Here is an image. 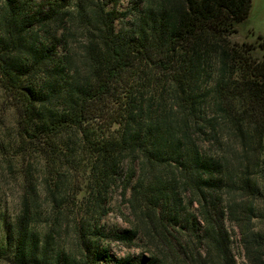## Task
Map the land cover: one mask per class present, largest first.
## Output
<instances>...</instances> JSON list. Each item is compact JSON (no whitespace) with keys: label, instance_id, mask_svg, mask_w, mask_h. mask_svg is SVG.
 <instances>
[{"label":"trees","instance_id":"obj_1","mask_svg":"<svg viewBox=\"0 0 264 264\" xmlns=\"http://www.w3.org/2000/svg\"><path fill=\"white\" fill-rule=\"evenodd\" d=\"M120 1L0 0V264H264V58L232 40L253 0Z\"/></svg>","mask_w":264,"mask_h":264},{"label":"rangeland","instance_id":"obj_2","mask_svg":"<svg viewBox=\"0 0 264 264\" xmlns=\"http://www.w3.org/2000/svg\"><path fill=\"white\" fill-rule=\"evenodd\" d=\"M131 5V0H121L118 9L125 11L129 9ZM237 30L238 35L232 38L233 42H248L256 45L257 49L253 53L254 56L258 59L264 58V47L260 45L264 42V0L253 1L249 17L237 25ZM259 37H262V39H259ZM7 106L8 104L4 100V95L0 90V144H4V142L8 140L6 139L7 135L9 133L11 134L15 128V114L12 110H9ZM2 166L0 154V184L3 191L9 196V200L15 205L18 203L19 198V184L4 177ZM80 188L82 190L84 189V187ZM122 193V189H114L108 196V200H110L109 214L102 222L107 229H127L130 227L131 210L122 196ZM80 196L83 197L84 195ZM138 243L142 245L141 242ZM233 246L238 262L240 263L242 262V250L238 238L234 239ZM141 251L142 249L139 248L129 250L118 244L113 245V252L118 256H124L128 253L138 254L141 253Z\"/></svg>","mask_w":264,"mask_h":264},{"label":"crops","instance_id":"obj_3","mask_svg":"<svg viewBox=\"0 0 264 264\" xmlns=\"http://www.w3.org/2000/svg\"><path fill=\"white\" fill-rule=\"evenodd\" d=\"M253 1H255V0H253Z\"/></svg>","mask_w":264,"mask_h":264}]
</instances>
